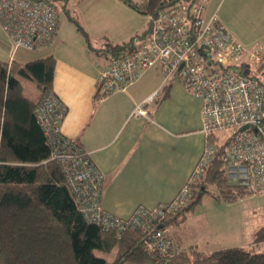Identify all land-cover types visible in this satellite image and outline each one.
<instances>
[{
    "label": "built area",
    "instance_id": "1",
    "mask_svg": "<svg viewBox=\"0 0 264 264\" xmlns=\"http://www.w3.org/2000/svg\"><path fill=\"white\" fill-rule=\"evenodd\" d=\"M208 1L160 0L155 11L146 14L145 37L126 54L110 58L96 81L95 96L101 101L156 67L162 83L175 78L184 91L201 100L205 144L191 175L171 200L150 208L138 205L128 217L104 210L100 202L103 173L88 151L60 132L65 105L48 91L34 108V118L51 147L50 158L59 163L84 218L117 232L151 228L144 249L156 261L180 250L163 221L187 205L193 183L200 179L218 148L229 183L264 193V82L245 75L246 68L241 66L244 57L250 66L260 64L262 46L247 47L238 40L220 20L217 9L206 14ZM0 25L11 40L13 52L18 48L40 49L56 34L58 8L47 0H0ZM158 92L156 88L137 102L130 116H146V107ZM223 131L229 134L221 143Z\"/></svg>",
    "mask_w": 264,
    "mask_h": 264
},
{
    "label": "crops",
    "instance_id": "2",
    "mask_svg": "<svg viewBox=\"0 0 264 264\" xmlns=\"http://www.w3.org/2000/svg\"><path fill=\"white\" fill-rule=\"evenodd\" d=\"M207 9L206 5V14L218 11L219 2ZM61 12L76 18L87 32V39L77 35L71 23L74 21ZM142 14L122 0H66L58 12V28L50 44L14 52L0 25V61L54 57L52 91L66 107L60 132L88 151L103 173L101 205L121 217H128L138 205L150 208L171 200L191 175L205 142L201 100L184 91L175 78L162 83L156 67L147 69L124 89L101 101L96 99L97 77L109 60L96 49L103 48L107 41L123 42L139 33L136 23L142 20ZM220 20L230 29L227 21ZM259 31L243 36L231 30L247 47L264 37ZM261 46L264 54V45ZM20 49L34 53L18 52ZM248 64L244 57L241 66L247 68ZM156 88L159 92L147 105V115L130 116L133 106ZM190 213L180 225H174L171 235L181 247L214 250L206 238L182 229ZM167 228L170 231V225Z\"/></svg>",
    "mask_w": 264,
    "mask_h": 264
},
{
    "label": "trees",
    "instance_id": "3",
    "mask_svg": "<svg viewBox=\"0 0 264 264\" xmlns=\"http://www.w3.org/2000/svg\"><path fill=\"white\" fill-rule=\"evenodd\" d=\"M47 1L54 3L58 12L66 3ZM122 1L145 15L160 4V0ZM70 19L87 39L76 18ZM147 29L123 42L107 41L96 52L108 59L126 54L145 37ZM54 60L48 55L24 63L0 61V264H264V249L256 250L251 245L210 252L181 247L171 257L156 261L144 249L151 228L131 227L117 232L88 222L74 201L59 163L50 158L51 147L34 118L36 103L42 94L52 91ZM244 74L264 82V62L249 66ZM20 77L35 81V100L23 94ZM210 186L217 194L210 191ZM192 189L187 205L166 216L164 225L184 220L203 193L226 201L253 193L229 183L219 148ZM94 248H115L116 252L106 259L95 255Z\"/></svg>",
    "mask_w": 264,
    "mask_h": 264
},
{
    "label": "rangeland",
    "instance_id": "4",
    "mask_svg": "<svg viewBox=\"0 0 264 264\" xmlns=\"http://www.w3.org/2000/svg\"><path fill=\"white\" fill-rule=\"evenodd\" d=\"M217 2H219L217 14L227 21V26L231 30L232 28L234 31L238 30L243 36L255 35L256 30H260L259 34H264V0H210L207 3V11L214 8ZM61 13L63 17L71 20L64 12ZM142 15V20H137L136 23L139 24L138 32L146 28L147 16ZM71 23L77 35L81 36L82 33L77 29L76 24ZM252 44L249 47L264 45V37H258ZM18 52L34 53L23 49ZM17 60L24 63L27 59ZM20 80L23 85V94L35 100L38 96L35 81L27 77H20ZM228 134V131L222 132L221 143ZM209 189L217 194L213 186ZM192 211H190L188 220L182 223V229H189L195 237L206 238L212 249L244 244H251L256 250L264 249V193H248L233 201L203 193L200 202L195 204ZM178 224H181V220L170 224V234H172V229L174 233V225ZM115 252V248L110 251L93 249L95 255L106 259H111Z\"/></svg>",
    "mask_w": 264,
    "mask_h": 264
}]
</instances>
